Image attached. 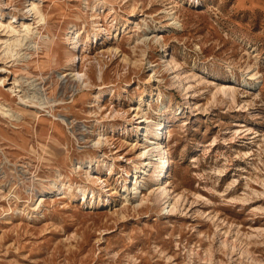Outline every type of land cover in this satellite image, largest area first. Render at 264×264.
<instances>
[{
	"label": "rangeland",
	"instance_id": "rangeland-1",
	"mask_svg": "<svg viewBox=\"0 0 264 264\" xmlns=\"http://www.w3.org/2000/svg\"><path fill=\"white\" fill-rule=\"evenodd\" d=\"M34 1L41 25L29 0H0V12L34 27L15 56L0 28V102L21 116L0 112V264H264V0ZM72 26L90 35L75 51L88 86L73 82ZM33 85L47 97L42 111L19 98ZM146 93L156 99L134 124H152L161 108L169 124L135 148L112 127L134 118ZM152 141L166 147L159 181L172 194L157 198L156 180L123 198ZM91 158L104 189L79 165ZM80 187L100 192L84 199Z\"/></svg>",
	"mask_w": 264,
	"mask_h": 264
},
{
	"label": "bare ground",
	"instance_id": "bare-ground-1",
	"mask_svg": "<svg viewBox=\"0 0 264 264\" xmlns=\"http://www.w3.org/2000/svg\"><path fill=\"white\" fill-rule=\"evenodd\" d=\"M104 4L105 3L102 2L101 5L98 6V8L96 6V9L101 10L103 8V10H104V7H105ZM106 4H108V3H106ZM28 6H31V7L28 8L26 13L33 16V18L39 19L38 20L39 25H41V23H43L41 21L44 20V15L42 14L40 8L37 6L36 2L34 0H29V4L26 7H28ZM173 18H175L174 15H173ZM6 19H9V22H6L7 21ZM26 19H28V16H23V18L20 21L19 19H17L15 14L8 12L7 15H5L3 11L0 12V28L2 26H4V30L7 34L6 39H4L2 41V44H4V50L3 51L5 52V54H9L12 56L17 55L19 53V48L33 34V32H34L33 23L26 21ZM16 23H17V25H16ZM66 34H67V38L71 44V50H69V53H70L69 59H70V62L72 63V66L74 67L73 74H72L73 80H74L73 82L74 83L78 82V84H79V82H82V84L88 86V85H90V82L88 81V79H89V76L87 74L88 71L81 72L78 68H75V66H76L75 65V61H76L75 60V51H76V48L79 47V44L82 42L84 43V46L86 47L84 49L87 50L88 41L90 40V38H89L90 35L88 36L86 41L83 40L81 38V31L74 26L70 27L69 31ZM94 35H97V34H94ZM94 38H96V37H94ZM27 43L28 42H26V44ZM114 50H118V47H115ZM166 62L171 63V60L169 59ZM100 71H101V68H100ZM180 73H181V71H180ZM255 74L256 73H253L252 76L254 77ZM99 77H101V76H99ZM33 86H34L33 87V89H34L33 94H31V95L22 94L19 96V98L22 101L21 103L23 105H27L28 107H36V108L40 109L39 111H42L45 107H47V102H48L47 97H45L42 93H41L42 95H40V92H41V91L39 92L40 88H37L36 85H33ZM11 89H13V91H16L15 88H11ZM225 89L226 88H224L223 90H225ZM22 90L19 89L18 91L21 92ZM10 91H12V90H10ZM227 91L229 92L230 90H227ZM103 94H104V92L102 91V87H100L98 93L95 95L94 101H98L100 99V97L103 96ZM156 95L157 94H155V93H146L144 96L141 95V96L137 97V99L135 100L136 101L135 104L137 105V107H135L133 109V111H135V115H134L135 117L134 118H128L127 121H125L123 123V125H121V126H113L112 127V130L114 132H115V130H117V131L121 130L123 133H127L128 135L131 134V136L133 137L132 145H134L135 148L137 147V144L140 143L139 141H144V140L148 141V138L154 137L156 135L155 133H156V130L158 128L157 126L159 124H162L164 122L165 123L168 122L167 124H169V113H167L164 108H161L159 110V112H157L159 114V118H158V120H155V122H153L152 124L149 122L147 125H144L145 119H140V122H138L137 124H134L135 122L133 119H135L136 117H138V118L143 117V115H140L139 113L141 111L142 104L145 102L146 98H147V100L151 101V100L156 99ZM0 112L2 114H6V116L8 115L9 117H13L15 119L21 118L18 111H14L11 107L5 108L1 102H0ZM120 113L121 112L117 110L114 115L115 116L121 115ZM162 120L164 122H162ZM142 130H143V132H141ZM142 134L145 135V137L143 139H141ZM103 138H104V136L102 135L101 132H99L98 137L96 139V141H97L96 144L100 145V143H103V140H104ZM106 139L108 141V138H106ZM142 143H144V142H142ZM149 145L148 146L143 145L139 149L138 153H136L137 155L135 158L136 159L135 169L131 173V178H130L131 181L129 184H128L129 181L126 182L125 184H123V188L121 189L120 195H122L123 198L128 199V197L131 196L132 191H133V193L134 192L138 193L140 191L142 192L143 187L148 188L147 185L150 182H155L156 180H158V182L153 183L155 185V187L153 188V190H151V192L154 191L157 198H165L168 195L172 194V193L171 194L169 193L168 182L167 181H159L160 179H163L168 175L166 171H167V167L170 164L168 162L166 163V159H164V157L167 154L166 147H165L163 142H155V141H152L151 145L150 146ZM93 160L94 159L91 158L87 162L79 161V165L81 167L87 163L88 167L90 168V169L87 168L88 169V174H87L88 179L92 183H99L102 186V188L104 189L107 187V184L105 183L106 179H104L100 175L101 174L100 173V166L101 165L99 164V162H96L97 164H95V162H93ZM98 160H100V159L97 158V161ZM112 168H113V166L111 164V166L109 167L110 173L112 172ZM151 168L154 169V171H155L154 175L155 176H152L151 178H149V180L147 182L145 180L143 181L142 180V177H143L142 174H144L147 169L149 170ZM65 185H66V183L63 184L62 189L66 190ZM56 186H57V188H59V185H57V182L54 181L49 186V188H48L49 191L47 193L52 192L53 188H55ZM83 186H86V185H83ZM70 189H71V187H70ZM89 190L93 194V196L95 195L96 192H100V190L96 191L93 187H91V188L90 187H85V188L80 187L79 191L84 196V199L86 198V195L88 194ZM140 197H141V200H143L142 196H140ZM156 197H154V198H156ZM168 206L170 207V210L172 208H174L175 206H177V199H175V197H170L168 200Z\"/></svg>",
	"mask_w": 264,
	"mask_h": 264
}]
</instances>
